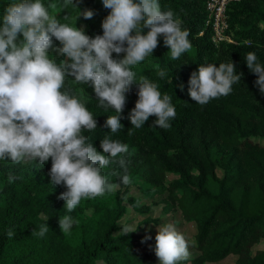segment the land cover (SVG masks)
Listing matches in <instances>:
<instances>
[{"label":"trees","instance_id":"obj_1","mask_svg":"<svg viewBox=\"0 0 264 264\" xmlns=\"http://www.w3.org/2000/svg\"><path fill=\"white\" fill-rule=\"evenodd\" d=\"M206 1L158 0L161 10H172L174 18L181 20L182 30L189 31L191 48L172 60L161 35L152 55L132 67L136 82L125 93L119 132L113 134L105 127L108 116L117 113L98 106L91 82L75 83L74 77L68 76L61 91L70 90L93 114L96 129L83 130L82 134L90 138L98 152L109 155L103 153L100 142L110 135L134 148L139 161L158 162L152 185L164 194L162 211L177 212L184 223L195 228L188 240L194 255L178 264H213L229 256L234 257L233 264H264V94L245 60L249 52H254L257 62L264 66V0L230 4L226 10L227 35L233 44L217 47L209 40ZM18 2L0 0V27L6 7ZM42 3L55 4V8L49 7L51 15L82 29L91 38L103 35L102 22L111 12L103 0H73L79 9L65 0ZM85 9L92 10L93 17L84 19L81 15L77 19L79 11ZM147 31L144 29L143 34ZM19 39H23L22 34ZM52 43L50 58L57 64L68 60L58 51L62 47L59 41L53 37ZM124 55L112 54L114 59ZM231 60L237 73H243L241 81L232 85V92L205 105L193 101L188 83L191 73L200 65L218 67ZM160 70L165 72L164 77L158 75ZM141 78L155 82L161 97H171L176 116L169 121L168 129L153 125L155 116L140 129L131 125L128 116L138 100ZM22 164L0 161V173ZM166 174L176 177L165 182ZM8 177L2 181L6 199L0 204V264H152V260H159L155 251L134 252L128 234L119 230L124 207L116 193L84 199L68 213L66 202L58 199L67 189L63 184L51 185L49 174L25 183L14 177L10 183ZM64 215H71L75 221L68 233L59 227ZM45 223L49 226L45 236L34 235ZM8 230L15 233L12 238L7 236Z\"/></svg>","mask_w":264,"mask_h":264},{"label":"clouds","instance_id":"obj_2","mask_svg":"<svg viewBox=\"0 0 264 264\" xmlns=\"http://www.w3.org/2000/svg\"><path fill=\"white\" fill-rule=\"evenodd\" d=\"M65 3L73 5V0ZM103 5L111 12L102 22L103 35L94 38L75 25L59 22L49 13V7L56 5L45 6L42 0H20L9 5L0 27V161L20 164L38 160L45 164L51 158V185L66 187L58 199L66 202L68 213L82 200L116 189L117 185L102 174V168L110 161L123 169L122 184L127 186L132 181L128 174L130 161L121 155L128 154L129 146L106 135L100 146L109 155L97 151L90 138L82 134L83 130L96 129L97 121L81 99L71 95L70 90L61 91L65 78L72 76L79 84L91 82L98 106L117 113L105 122V127L115 134L122 128L125 93L136 82L131 69L152 55L158 47V37H164L172 60L191 48L189 31L182 30V22L174 18L172 10L162 11L158 0H103ZM81 15L91 19L94 12L79 11L77 19ZM144 29H148L146 34ZM21 34L23 39H19ZM53 37L62 45L58 51L68 58L59 64L48 52L53 47ZM113 52L125 55L114 59ZM245 60L248 69L257 75L255 84L264 94V66L257 62L254 52H249ZM158 75L164 77L165 72L160 70ZM242 75L237 73L232 60L218 67L200 65L198 71L191 73L189 95L196 103L205 105L211 99L230 94L232 85L240 82ZM180 88L183 90L182 84ZM150 116L157 118L153 125L168 129L176 109L168 94L161 97L155 82L141 78L138 100L128 119L140 129ZM118 156L117 161L114 158ZM13 179L9 175L10 183ZM74 222L71 215L60 217V230L70 232ZM48 230L45 223L33 234L44 237ZM122 231L130 232L127 227ZM14 235L8 230L9 238ZM155 241L160 264H178L189 258V241L174 225H163Z\"/></svg>","mask_w":264,"mask_h":264},{"label":"rangeland","instance_id":"obj_3","mask_svg":"<svg viewBox=\"0 0 264 264\" xmlns=\"http://www.w3.org/2000/svg\"><path fill=\"white\" fill-rule=\"evenodd\" d=\"M264 143V140H263ZM126 157L128 163V174L131 178V183L127 186L120 182V178L124 174L123 169L118 163H112L107 167L102 168V174L106 176L110 183L117 185L116 189L111 192L117 194L121 198V203L124 207V213L118 223V228L121 232L124 228H129L128 237L134 243V252L144 253L155 251V236L158 230L167 224L175 226L176 230L183 234L186 240L192 238L195 234V228L191 223H184L179 214L165 213L162 211L164 194H159V191L152 185L156 181L153 178V172L158 168V162L152 160L139 161V156L134 148H129L128 154H121ZM120 157H116L118 161ZM156 162V163H155ZM52 161L48 160L45 164L23 162L21 167L17 169L5 170L0 173V204L6 199V192L2 191V181L5 177L11 175L16 178L19 183L27 181H37L42 175L48 174L51 168ZM175 175L166 174L164 181L175 179ZM150 237V239H146ZM143 241V242H142ZM189 257L194 255L190 246L188 247ZM234 257H227L224 260L213 264H233ZM157 259L152 260V264H159ZM96 264H103L98 261Z\"/></svg>","mask_w":264,"mask_h":264},{"label":"built area","instance_id":"obj_4","mask_svg":"<svg viewBox=\"0 0 264 264\" xmlns=\"http://www.w3.org/2000/svg\"><path fill=\"white\" fill-rule=\"evenodd\" d=\"M239 0H207L205 3L206 27L209 31V40L214 47L220 44H233L227 35L228 22L227 7Z\"/></svg>","mask_w":264,"mask_h":264}]
</instances>
